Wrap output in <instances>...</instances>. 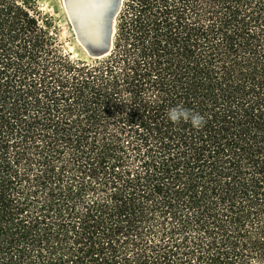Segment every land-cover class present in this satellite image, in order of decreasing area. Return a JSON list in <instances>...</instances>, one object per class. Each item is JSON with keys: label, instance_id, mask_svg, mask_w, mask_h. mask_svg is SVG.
<instances>
[{"label": "trees", "instance_id": "obj_1", "mask_svg": "<svg viewBox=\"0 0 264 264\" xmlns=\"http://www.w3.org/2000/svg\"><path fill=\"white\" fill-rule=\"evenodd\" d=\"M0 264H264V0H124L91 60L0 0Z\"/></svg>", "mask_w": 264, "mask_h": 264}, {"label": "water", "instance_id": "obj_2", "mask_svg": "<svg viewBox=\"0 0 264 264\" xmlns=\"http://www.w3.org/2000/svg\"><path fill=\"white\" fill-rule=\"evenodd\" d=\"M122 3L123 0H106L99 12L85 19L84 26L88 31H82L80 25H76L79 41L91 56L100 58L111 51Z\"/></svg>", "mask_w": 264, "mask_h": 264}, {"label": "rangeland", "instance_id": "obj_3", "mask_svg": "<svg viewBox=\"0 0 264 264\" xmlns=\"http://www.w3.org/2000/svg\"><path fill=\"white\" fill-rule=\"evenodd\" d=\"M35 1L43 13L44 18L49 25L50 31H56L59 34L60 40L64 44V47L70 51L74 57L89 60L97 58L91 56L87 49L79 41L76 23L69 11L68 0ZM118 17L119 14L116 18V31L118 26Z\"/></svg>", "mask_w": 264, "mask_h": 264}, {"label": "clouds", "instance_id": "obj_4", "mask_svg": "<svg viewBox=\"0 0 264 264\" xmlns=\"http://www.w3.org/2000/svg\"><path fill=\"white\" fill-rule=\"evenodd\" d=\"M167 118L174 124L190 123L191 126L200 130L206 124V118L198 112H194L191 109L184 107L183 105H177L170 108L167 111Z\"/></svg>", "mask_w": 264, "mask_h": 264}, {"label": "flooded vegetation", "instance_id": "obj_5", "mask_svg": "<svg viewBox=\"0 0 264 264\" xmlns=\"http://www.w3.org/2000/svg\"><path fill=\"white\" fill-rule=\"evenodd\" d=\"M106 0H68L69 11L76 23L79 24V14L83 19H89L95 12H99ZM78 18V19H77Z\"/></svg>", "mask_w": 264, "mask_h": 264}, {"label": "bare ground", "instance_id": "obj_6", "mask_svg": "<svg viewBox=\"0 0 264 264\" xmlns=\"http://www.w3.org/2000/svg\"><path fill=\"white\" fill-rule=\"evenodd\" d=\"M78 16H79V19L78 18L77 19L80 20L79 25H80L81 30L82 31H88V29L84 26V24L86 22L85 19H83L84 17L80 14Z\"/></svg>", "mask_w": 264, "mask_h": 264}]
</instances>
